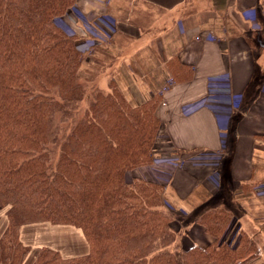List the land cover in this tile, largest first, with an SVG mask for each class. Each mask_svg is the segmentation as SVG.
Instances as JSON below:
<instances>
[{
    "label": "trees",
    "instance_id": "obj_1",
    "mask_svg": "<svg viewBox=\"0 0 264 264\" xmlns=\"http://www.w3.org/2000/svg\"><path fill=\"white\" fill-rule=\"evenodd\" d=\"M77 1L0 0V209L8 218L0 264H23L30 247L21 226L37 221L81 228L90 251L65 258L44 246L33 264H246L259 256L246 232L227 241L233 215L225 208L189 218L213 240L190 237L185 247L165 180L136 170L151 169L162 96L134 103L116 85L104 92L81 82L86 54L62 19Z\"/></svg>",
    "mask_w": 264,
    "mask_h": 264
},
{
    "label": "crops",
    "instance_id": "obj_2",
    "mask_svg": "<svg viewBox=\"0 0 264 264\" xmlns=\"http://www.w3.org/2000/svg\"><path fill=\"white\" fill-rule=\"evenodd\" d=\"M197 5L205 11L199 12ZM263 6L264 0L77 1L81 11L114 15L111 14L116 39L107 48L121 49L117 47L120 36L133 47L139 46L131 54L111 59L115 64L112 69L118 74L115 79L129 100L138 103L158 93L175 68L174 82L161 91L163 102L157 108L161 136L184 152L223 149L215 169L209 164L173 167L174 176L171 174L170 179L177 190H172L170 184L171 193L188 211L224 198L226 190L232 197L231 205L239 203L240 197L248 199V203L260 199L251 187L264 177V164L258 157L264 150V36L260 31L256 34L255 30L241 27L230 12L243 11L253 23V10L261 12ZM97 24L93 23L95 30L89 29L85 34L89 40H102L103 35L109 40L115 34L104 33ZM99 46L94 44L92 48ZM140 61L143 66L139 68ZM139 69L150 70L152 75L140 76ZM224 74L228 75L227 86L219 82L210 84L211 78ZM213 87L234 95L243 93L241 108L229 114V94L213 96ZM214 170L218 177L212 183L210 176ZM252 219L260 231L255 230L253 236L263 239L264 226L259 224V215L254 214ZM189 223L194 241L204 245L213 240L201 225ZM7 225L6 209H2L0 237ZM244 229L249 232L247 226ZM195 234L200 238H195ZM20 238L30 247L23 264H33L44 246L59 251L65 258L90 251L84 231L71 224L25 223Z\"/></svg>",
    "mask_w": 264,
    "mask_h": 264
},
{
    "label": "rangeland",
    "instance_id": "obj_3",
    "mask_svg": "<svg viewBox=\"0 0 264 264\" xmlns=\"http://www.w3.org/2000/svg\"><path fill=\"white\" fill-rule=\"evenodd\" d=\"M200 1H197L199 3ZM264 7V6H263ZM262 7L261 12L257 11L256 9L253 10L255 13V18L252 20L253 23L249 20H247L244 15L243 11L237 12L235 10H231V14L235 16L236 22L243 28L245 29H251L255 30L256 34L259 33V31L263 34L264 36V8ZM197 10L199 12H204L205 10H201V6L197 5ZM82 12V15H81ZM112 14V13H111ZM111 14H105V15H100V14H94L93 12H84L83 10L81 11L79 8H74V12H71L70 10L62 17L63 22L65 23L64 26L67 29L69 33L76 32L75 36V44L78 43L81 45L82 49H87L84 52L86 55L82 61L81 67H80V72H81V82L84 84H87L88 87L90 85H95L99 89H101L104 92H110L112 89L113 85H116L119 89L120 86L118 85L115 75H118L117 72L113 71L112 67L115 66L113 65V61H111L112 58H121V56L131 54L134 52V49L139 48V46H134L133 44H129L127 40H125L122 36L119 37L117 41V47L121 49H116L112 46L111 48H107L109 43L113 40L116 39V33L114 32V15L111 16ZM82 16L84 17L82 19ZM103 20V22L101 21ZM247 22H246V21ZM93 23H98L97 27L98 29L102 30L104 33L108 31L109 34H114L109 40L104 37L102 40H96V39H88L85 34L87 35L89 29L92 31L95 30V27L93 26ZM245 24V25H244ZM74 30V31H73ZM100 32V31H99ZM73 35V34H72ZM86 37V38H85ZM90 41V43H89ZM92 44V45H91ZM94 44L101 45L95 49ZM94 51V52H93ZM264 52V51H263ZM264 58V53L261 56ZM173 61H176L174 59ZM264 61V60H263ZM264 63V62H263ZM139 68L143 66L140 63L138 64ZM173 67V65H171ZM115 68V67H114ZM140 76L146 75L150 73L152 75V71L150 70H144V69H139L137 70ZM157 72V71H156ZM173 74H170L167 76V79L165 81V85L161 87L160 91L155 94V96L161 94L162 89H166L169 87L170 84L174 82V75H175V68L173 67L172 70ZM157 77V73L155 74ZM155 79V78H154ZM93 82V83H92ZM210 84H211V79H210ZM229 84L227 80H222L219 82V85H226ZM264 84V82H263ZM264 86V85H263ZM214 88V87H213ZM122 90V89H121ZM123 91V90H122ZM229 98L233 99L234 97H237L239 94H233L229 93ZM124 92V91H123ZM212 95L216 96L219 93L220 94H226L227 92L225 91H217V89H212ZM126 95V93L124 92ZM242 94V93H241ZM127 96V95H126ZM219 96V95H218ZM243 99L244 97L242 96V100L239 105V109L241 108L243 104ZM88 99L85 98L82 103H81V108H80V113H83L85 108L88 106ZM161 103V101H160ZM159 103V104H160ZM223 140V139H222ZM164 141V142H162ZM163 143V144H162ZM165 145H169L168 148ZM172 147V148H171ZM169 149V150H167ZM175 148L173 147L172 143L169 141V139L166 136H161L160 131H159V139L157 140L153 153H154V160L153 163L151 164V169H149L148 166L143 169H137V174L145 175L146 178H150L153 181L160 180L162 178L165 180V200L167 202V206L173 205L175 208H177L176 213V219L172 223V226L177 228V229H183V232L185 233L183 236V243L185 247H188L191 244V239L188 237H191L190 235V224L189 221L192 216L197 214L198 212H203L209 209H214V208H225L228 211L231 212L233 215L232 217V222L231 226L228 230V234L226 235L227 241H231L229 243L231 244H236L238 240L240 239V233L241 231L246 232L248 237L251 240H255L256 243L259 245L260 250L262 253L247 261L246 264H264V238L260 239L257 237H254L255 235V230L257 229L255 224L253 223V215L258 214L260 218V223L262 226H264V177L262 179H259L258 182H256L252 188V191L255 195L260 197L259 201L258 200H252L250 203L246 202L249 201L248 199H244L243 197L239 198V203L242 205H238L239 203L236 202V204L231 205L229 204L230 201H232V197L229 194V192L226 190V196L224 198H216L213 200V202L206 204L202 206L201 208L197 209H192V211H188L190 209H183L182 206L179 204V199H177L173 193H171L170 186H172V190H177V185H174L172 183V179H170L171 174L173 173V167L174 166H185V165H197V164H209L213 169H215V166L217 165V159L219 156V151H204V150H194L190 151V153H182L180 154L179 152L173 151ZM58 151V149H57ZM172 151V152H171ZM57 154V152H56ZM218 155V156H217ZM260 156L259 159H262L260 162L262 165L264 164V150H261V153H259L258 157ZM168 162H166V161ZM210 168V169H212ZM264 171V166L262 167ZM161 172V173H160ZM130 173V172H129ZM160 173V174H159ZM174 176V174H172ZM162 176V177H160ZM156 177V178H155ZM160 177V178H159ZM216 177H218L217 170H214L212 172V175L210 176L211 182L214 183L216 180ZM174 178V177H173ZM171 184V185H170ZM176 184V182H175ZM170 185V186H169ZM179 188V187H178ZM250 197H253L249 195ZM192 200L191 198L187 199V201L190 202ZM228 203L229 205L225 204ZM245 203V204H244ZM168 206V207H169ZM6 209V208H4ZM2 210V209H0ZM181 223L184 227L181 226ZM258 224V225H259ZM246 226L249 229V232L244 229ZM260 231L256 230V233ZM264 234V233H263ZM86 236V235H85ZM195 238H200L199 234L194 235ZM87 238V237H86ZM255 238V239H254ZM88 241V239H87ZM89 242V241H88ZM90 245V244H89Z\"/></svg>",
    "mask_w": 264,
    "mask_h": 264
},
{
    "label": "built area",
    "instance_id": "obj_4",
    "mask_svg": "<svg viewBox=\"0 0 264 264\" xmlns=\"http://www.w3.org/2000/svg\"><path fill=\"white\" fill-rule=\"evenodd\" d=\"M228 75L224 74V75H221V76H216L214 78H211V85L214 84L215 82H220L222 80H227V82H229L228 80ZM214 86V85H213ZM231 99V98H230ZM232 100V103H231V106L229 107V112H231L232 109H237L239 108V105H240V102L242 100V94L240 93L239 95H237V97H234ZM218 156V155H217ZM220 156V154H219ZM219 156H218V159H219ZM217 159V160H218ZM166 161V160H165ZM167 162V161H166ZM168 163V162H167Z\"/></svg>",
    "mask_w": 264,
    "mask_h": 264
},
{
    "label": "bare ground",
    "instance_id": "obj_5",
    "mask_svg": "<svg viewBox=\"0 0 264 264\" xmlns=\"http://www.w3.org/2000/svg\"><path fill=\"white\" fill-rule=\"evenodd\" d=\"M128 94V93H127Z\"/></svg>",
    "mask_w": 264,
    "mask_h": 264
}]
</instances>
